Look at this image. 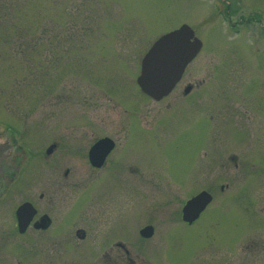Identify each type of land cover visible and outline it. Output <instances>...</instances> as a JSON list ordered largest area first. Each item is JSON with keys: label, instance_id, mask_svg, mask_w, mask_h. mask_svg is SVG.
<instances>
[{"label": "rangeland", "instance_id": "rangeland-1", "mask_svg": "<svg viewBox=\"0 0 264 264\" xmlns=\"http://www.w3.org/2000/svg\"><path fill=\"white\" fill-rule=\"evenodd\" d=\"M185 23L202 48L155 100L142 56ZM125 120L139 131L124 182L45 155L87 121L121 142ZM201 190L212 199L188 224ZM25 200L63 234L17 232ZM0 264H264V0H0Z\"/></svg>", "mask_w": 264, "mask_h": 264}, {"label": "water", "instance_id": "water-1", "mask_svg": "<svg viewBox=\"0 0 264 264\" xmlns=\"http://www.w3.org/2000/svg\"><path fill=\"white\" fill-rule=\"evenodd\" d=\"M201 47V40L187 24L160 35L142 56L136 78L141 91L155 100L169 94ZM186 91H189V88ZM211 198L209 193L203 191L187 200L182 208L183 220L189 224L196 220ZM35 213L36 209L29 202L17 207L15 216L20 233H24ZM48 223L47 216L43 215L38 227L45 229ZM153 231V227L147 225L139 232L142 237L148 238L152 236Z\"/></svg>", "mask_w": 264, "mask_h": 264}, {"label": "flooded vegetation", "instance_id": "flooded-vegetation-1", "mask_svg": "<svg viewBox=\"0 0 264 264\" xmlns=\"http://www.w3.org/2000/svg\"><path fill=\"white\" fill-rule=\"evenodd\" d=\"M184 73H183V75H184ZM183 75L180 78V80L176 83V85L174 86L172 91L182 81ZM188 88H189V91H186ZM192 88H193V85H191L190 83H186L182 87L181 90H182L184 95H187V93L192 91ZM172 91L164 97L165 98L168 97L172 93ZM249 121H250V119H248V122ZM96 122L87 121L86 124L79 126V129L77 130V135L74 138L63 137L62 138L63 141H51L50 145H48V147H46V149H45V155L48 158H49V156L55 155L61 162L64 159V155L73 156V158L84 159L86 162V170L92 176H96L95 178H93L92 182L97 177H100L101 175L109 174V173H112V174L120 173V176L122 177V181H123V179H124L123 177H124L126 171H129V168L126 165L127 157L123 153L124 149L127 147L126 143L128 142V139H129V136H127V134L129 135L130 132H132V133L138 132L139 129L134 125L135 124L134 121L125 120L124 121L125 125H124L123 139L121 142H119L118 136L116 135V132L114 135H110L108 133L107 134H96V129H97L96 128L97 127ZM117 126H118V124H117ZM174 128L176 129V131L179 129H180L179 131H182L183 126L182 125H175ZM85 135H90V139H86ZM133 136L134 137H140V136H138V134H135ZM72 143H74V147H72ZM61 145H63L62 149L64 151L60 150ZM108 148H109V151H108ZM76 166L78 167L79 164H75V166L65 167V170H63L64 176L67 177V176L71 175L72 173L74 174L75 173L74 167H76ZM98 170L100 171L99 175L96 174ZM195 195L196 194H194L193 196H195ZM40 197L42 198L43 194H41ZM25 202L31 203L30 201L25 200V201H22L21 203H19V205H21L22 203H25ZM31 204L33 205V203H31ZM183 206H182V208H183ZM17 207H16V209H17ZM34 208L36 209V213L34 214L31 222L29 223V225L26 228V230L24 231V233L27 232V230L30 227H32L35 231H46L49 235H50V233L54 234V231H56L55 235L57 236V238H59L64 232V231L59 232L57 230L59 225H61V223H59L58 225L56 223L54 224L53 219L50 216H48L46 213L38 215V217H37V208L35 206H34ZM16 209H15V211H16ZM15 211H14L15 228L18 230ZM43 215L47 216V218L49 220V223H48L49 225L47 224V227L45 229H41L38 227V224L40 223ZM181 217H182V209H181ZM196 220H194V221H196ZM184 222H186V221H184ZM186 223H188V222H186ZM147 225H145V226H147ZM151 226L153 227V230H154V226L152 224H151ZM17 232H19V231H17ZM21 234H23V233H21ZM75 234L79 239H84L86 237V233L82 228H78L76 230ZM153 234H154V231H153ZM153 234H152V236H153ZM139 235H141L140 232H139ZM142 238H145V237H142ZM148 238H150V237H148ZM145 239H147V238H145ZM104 244L106 245L107 243H104ZM114 246H116V248H118V249L124 250L125 253L127 254L126 256L129 257L128 256L129 252H128V250H126L124 248L123 244H121L120 242H117ZM114 259H116V257H114ZM121 259H123V256H120V260Z\"/></svg>", "mask_w": 264, "mask_h": 264}]
</instances>
